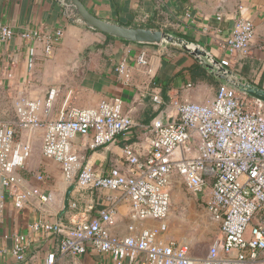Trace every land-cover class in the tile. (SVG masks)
Masks as SVG:
<instances>
[{
  "label": "built area",
  "instance_id": "1",
  "mask_svg": "<svg viewBox=\"0 0 264 264\" xmlns=\"http://www.w3.org/2000/svg\"><path fill=\"white\" fill-rule=\"evenodd\" d=\"M184 16L192 18L193 12ZM177 25L184 26L183 21ZM254 34L250 19L236 18L230 35L217 41L226 53L218 58L220 62L236 70L241 59L253 55ZM15 35L12 26L0 23V46ZM20 36L31 45L41 42L49 56L59 49L65 31L61 27L52 33L27 28ZM18 62L12 58L0 66V90L10 87ZM132 62L155 76L147 49L129 48L114 69L120 80L132 82ZM32 65L31 58L29 68ZM196 88L197 84L187 81L170 95L169 103L175 110L146 126L149 139L144 153L130 144L123 148L129 174L117 168L99 173L83 165L76 146L79 136H90L92 148L107 145L137 126L122 97L103 98L86 107L66 103L57 117H49L56 89L52 88L45 100L18 92L12 97L15 118L0 119V222L9 199L17 208H23L31 198L41 203L52 199L51 193L38 187L24 188L19 176V169L28 170L36 134L42 131L43 155L61 165L66 182L115 193L110 204L93 218L33 224L34 230L60 233L62 253L77 256L92 249L110 255L114 264H264V104L223 84L212 98L196 100L191 96ZM152 98L157 104L165 103L160 91ZM174 175L196 193L210 190L209 209L221 222V235L203 256L191 255L184 242L163 240ZM36 178L42 181L45 176L38 173ZM125 202L130 221L127 233L120 234L113 228L120 219V204ZM28 250L27 236L16 234L11 249L14 264H25ZM55 261L52 252L45 264Z\"/></svg>",
  "mask_w": 264,
  "mask_h": 264
},
{
  "label": "crops",
  "instance_id": "2",
  "mask_svg": "<svg viewBox=\"0 0 264 264\" xmlns=\"http://www.w3.org/2000/svg\"><path fill=\"white\" fill-rule=\"evenodd\" d=\"M82 1L102 18L178 32L206 46L216 58L226 55L217 41L225 40L230 35L236 18L250 19L255 25L251 40L253 55L241 59L235 68L264 87V0H165L162 3L159 0ZM187 11L193 12L192 18L184 16ZM180 20L184 26L177 25ZM0 23L12 26L16 32L12 40L0 46V66L12 58L19 61L10 87L0 90V96L7 98V105L13 108V113L12 97L18 92L31 99L45 100L49 91L56 89L57 95L49 117H57L66 103L68 106L86 107L96 105L107 97L120 96L124 99L125 110L137 126L114 142L96 148L90 147V136L76 139L82 164L99 173H107L114 168L125 174L130 173V166L123 157V148L130 144L144 153L149 139L146 126L156 117L167 118L168 113H173L175 109L169 103L170 95L190 81L184 75L187 72L184 68L195 59L189 54L173 47L156 49V46L149 45L134 46L123 40L108 38L103 33L70 22L55 0H0ZM58 27L64 28L65 36L59 49L49 56L44 53L41 42L31 45L20 36L27 28H41L52 33ZM205 27L209 30L205 31ZM91 41L103 48L100 57L93 58L91 54L83 53L85 44ZM139 47L147 49L155 76L149 74L145 66L132 62L134 78L127 84L117 77L114 69L127 56L129 48L137 51ZM31 58L33 65L29 68ZM89 64L91 68L86 70L84 66ZM207 85L198 83L197 89L203 91L199 89L195 95L194 90L192 98L207 100ZM216 90L208 99L215 95ZM155 91H160L164 104L153 101ZM14 118L15 114L11 119ZM40 133L37 132L36 136L40 137ZM38 173L44 174L45 179L37 180ZM19 176L24 188L38 187L43 192L51 193L52 199L41 203L37 198H31L23 208H17L11 199L7 200L0 222V264H14L11 249L16 234L27 236L29 250L25 264H45L48 254L52 252L56 254L54 264H114L110 255L92 249L77 256L62 253L60 233L37 231L32 227L41 221L70 223L80 217L93 218L110 204L114 192L97 188L82 189L66 182L61 165L43 155L42 145L39 149L33 148L28 170L19 169ZM72 185L74 189L66 205V194ZM119 210L120 219L113 231L125 234L130 221L129 204L121 203Z\"/></svg>",
  "mask_w": 264,
  "mask_h": 264
},
{
  "label": "water",
  "instance_id": "3",
  "mask_svg": "<svg viewBox=\"0 0 264 264\" xmlns=\"http://www.w3.org/2000/svg\"><path fill=\"white\" fill-rule=\"evenodd\" d=\"M63 9L70 22L78 23L87 28L123 40L141 45L160 48L173 47L192 56L220 84L227 85L236 91L245 93L264 104V87L252 81L239 71L231 69L220 62L206 46L188 39L175 31L158 27H146L125 24L102 18L94 14L82 0H55ZM74 185L66 194V205Z\"/></svg>",
  "mask_w": 264,
  "mask_h": 264
},
{
  "label": "rangeland",
  "instance_id": "4",
  "mask_svg": "<svg viewBox=\"0 0 264 264\" xmlns=\"http://www.w3.org/2000/svg\"><path fill=\"white\" fill-rule=\"evenodd\" d=\"M99 45L95 41L86 43L82 49L83 53L91 54L93 58L100 57L103 48ZM84 67L87 70L91 68V64ZM206 87L208 89L205 96L208 99L209 95L214 94L216 87L210 84ZM199 89L196 88L195 95ZM0 97V117H3L0 119L13 118V108L10 109L7 105V98ZM40 134V137L37 135L34 149H39L42 145V131ZM209 200V189L206 192L196 193L178 175L175 176L171 183V206L166 218L167 230L163 233V240L184 242L188 245L191 255H205L221 235V222L210 211Z\"/></svg>",
  "mask_w": 264,
  "mask_h": 264
},
{
  "label": "trees",
  "instance_id": "5",
  "mask_svg": "<svg viewBox=\"0 0 264 264\" xmlns=\"http://www.w3.org/2000/svg\"><path fill=\"white\" fill-rule=\"evenodd\" d=\"M149 27V26H147ZM108 38L116 39L112 36L106 35ZM127 42V41H125ZM187 72L184 74L186 75L187 79L192 81L195 84L198 83H208L216 88L221 85L214 77H212L208 71L201 66L196 60H193L191 64L184 68Z\"/></svg>",
  "mask_w": 264,
  "mask_h": 264
}]
</instances>
